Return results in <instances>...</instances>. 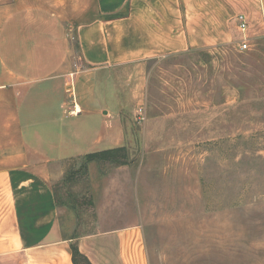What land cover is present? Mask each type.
Masks as SVG:
<instances>
[{
    "label": "crops",
    "instance_id": "1",
    "mask_svg": "<svg viewBox=\"0 0 264 264\" xmlns=\"http://www.w3.org/2000/svg\"><path fill=\"white\" fill-rule=\"evenodd\" d=\"M238 14L264 37V0H0V264H74L71 244L92 264H148L139 224L65 236L51 179L124 145L149 61L237 44Z\"/></svg>",
    "mask_w": 264,
    "mask_h": 264
},
{
    "label": "rangeland",
    "instance_id": "2",
    "mask_svg": "<svg viewBox=\"0 0 264 264\" xmlns=\"http://www.w3.org/2000/svg\"><path fill=\"white\" fill-rule=\"evenodd\" d=\"M122 120L123 150L51 179L64 235L139 224L148 264H264V37L149 61Z\"/></svg>",
    "mask_w": 264,
    "mask_h": 264
},
{
    "label": "trees",
    "instance_id": "3",
    "mask_svg": "<svg viewBox=\"0 0 264 264\" xmlns=\"http://www.w3.org/2000/svg\"><path fill=\"white\" fill-rule=\"evenodd\" d=\"M123 149H124V146H119V147H115L111 149L90 152V153H87L84 157L87 158L88 160H92L95 157L117 153ZM71 249H72V260L74 264H92L86 256L82 255L79 252L76 244H71Z\"/></svg>",
    "mask_w": 264,
    "mask_h": 264
},
{
    "label": "built area",
    "instance_id": "4",
    "mask_svg": "<svg viewBox=\"0 0 264 264\" xmlns=\"http://www.w3.org/2000/svg\"><path fill=\"white\" fill-rule=\"evenodd\" d=\"M236 20L238 22V28L239 30L243 33L242 37L240 38V40L237 43V48L239 51H246L250 49V38L247 37L244 33L246 31V19L244 17L243 14H238L236 16ZM71 98L74 96L73 94L70 95Z\"/></svg>",
    "mask_w": 264,
    "mask_h": 264
}]
</instances>
